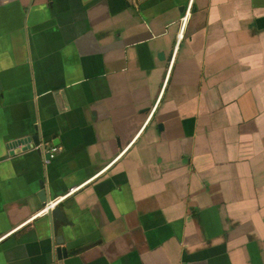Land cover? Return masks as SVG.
<instances>
[{
	"label": "crops",
	"instance_id": "obj_1",
	"mask_svg": "<svg viewBox=\"0 0 264 264\" xmlns=\"http://www.w3.org/2000/svg\"><path fill=\"white\" fill-rule=\"evenodd\" d=\"M41 185L79 186L69 224ZM0 238V264H264V0H0Z\"/></svg>",
	"mask_w": 264,
	"mask_h": 264
},
{
	"label": "water",
	"instance_id": "obj_2",
	"mask_svg": "<svg viewBox=\"0 0 264 264\" xmlns=\"http://www.w3.org/2000/svg\"><path fill=\"white\" fill-rule=\"evenodd\" d=\"M179 9L182 13L184 12V8L181 7ZM17 143L25 144L23 146L24 150L26 148L31 147V146H35L37 148L36 151L40 152L41 140H40L38 134H33L28 139L19 140V142H17ZM53 144H54V142H53ZM13 145H14V143H13ZM19 150L20 149H17L16 151H19ZM51 155H52V152H46L44 154V157L46 159H50ZM55 196H56V192L52 186L49 187L48 189H46L44 187V185H41L40 191L38 192V197H39V200H40V203L42 206H44L49 200L53 199ZM44 214L50 215L51 222H52V225L54 226V228L56 227L57 222H63L64 224H69V220H68L67 216L61 212V210L58 206L52 208L51 210L45 212ZM57 243L59 244V246H57V248L55 249L57 259L65 258L68 255L75 254L80 249V248H77V249L69 251L68 246H64V247L60 246L62 243H64L62 236H58Z\"/></svg>",
	"mask_w": 264,
	"mask_h": 264
},
{
	"label": "built area",
	"instance_id": "obj_3",
	"mask_svg": "<svg viewBox=\"0 0 264 264\" xmlns=\"http://www.w3.org/2000/svg\"><path fill=\"white\" fill-rule=\"evenodd\" d=\"M189 8H190V6H188V8L186 9L184 15L181 17L182 25L185 24V21H186V18H187V14L189 13ZM20 145H22V144H20ZM55 151H56V149L53 148L51 152L54 153ZM78 188H79V186L78 187H75V188H72V190H70L67 194L73 192L75 189H78ZM67 194L61 195V196H56L53 199L49 200L44 206H42L39 209V211L37 212V214H42V213L44 214L45 212L51 210L52 208H54L55 206H57L61 201H63V199L66 197Z\"/></svg>",
	"mask_w": 264,
	"mask_h": 264
},
{
	"label": "flooded vegetation",
	"instance_id": "obj_4",
	"mask_svg": "<svg viewBox=\"0 0 264 264\" xmlns=\"http://www.w3.org/2000/svg\"><path fill=\"white\" fill-rule=\"evenodd\" d=\"M54 153L52 152V155H53Z\"/></svg>",
	"mask_w": 264,
	"mask_h": 264
}]
</instances>
